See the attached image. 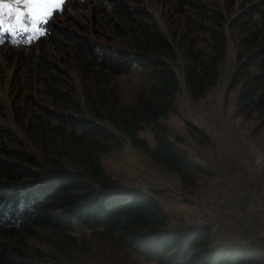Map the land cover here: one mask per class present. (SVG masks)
Segmentation results:
<instances>
[{
  "label": "trees",
  "instance_id": "16d2710c",
  "mask_svg": "<svg viewBox=\"0 0 264 264\" xmlns=\"http://www.w3.org/2000/svg\"><path fill=\"white\" fill-rule=\"evenodd\" d=\"M220 8L213 0H171L166 7L176 16L183 82L193 99L202 97L217 81L218 67L225 52V13L235 34V64L229 87H238L235 112L255 114L264 128V9L262 0H225ZM121 25L115 33L128 36L134 54L93 43L75 34H66L59 50L72 52L79 61L80 75L91 83V114L96 120L63 113L39 105L40 114H31L26 123L16 110L15 122L28 138H37L44 163L31 152L10 149L14 134L0 127V264H37L27 260V241L37 239L39 230L59 233L71 242L73 226L100 229L120 247L156 264H257L259 257L239 248L213 247L209 228L170 224L153 194L121 188L100 164V155L120 146L115 134L102 121L129 138L138 149L163 170L174 173L182 185H191L199 167L180 148L178 140L167 137L158 120L173 109L177 78L168 61L174 49L143 10L120 4ZM236 9L233 13V10ZM31 62L46 88L47 97L60 96L57 67L48 62L45 41L39 40ZM49 58V57H48ZM72 58V57H70ZM136 66L147 80L136 88L134 100L119 101L111 82L127 75ZM88 101V99H87ZM21 120V121H20ZM151 127L154 146L136 136ZM199 141L204 135L190 127ZM57 139V140H56ZM264 154V136L262 137ZM58 141V142H57ZM54 150V151H53ZM47 155H53L48 159ZM58 157V158H57ZM59 157L75 169L63 167ZM61 239V238H60ZM61 239V240H62ZM40 257L39 251H33Z\"/></svg>",
  "mask_w": 264,
  "mask_h": 264
},
{
  "label": "rangeland",
  "instance_id": "374dc122",
  "mask_svg": "<svg viewBox=\"0 0 264 264\" xmlns=\"http://www.w3.org/2000/svg\"><path fill=\"white\" fill-rule=\"evenodd\" d=\"M213 1L220 8L225 5V0ZM240 1L243 0H235L234 7ZM170 3L171 0H65L62 10L41 26L44 35H38L34 41L27 42L22 35L0 36V127L9 129L15 138L13 143L7 142V147L31 152L44 163L43 156L46 155L40 148L39 140L27 137L15 122L13 110L18 112L23 124L32 113L40 114L39 105L96 121L89 104L93 95L91 83L81 77L79 61L73 60L75 56L72 52L68 56L64 55L65 50H59L61 44L56 40L63 43L65 40L62 38L66 34H75L101 46L134 54L129 37L115 33L114 27L122 23L118 15L120 4L143 10L152 17L176 55L173 61H168L178 81L173 109L167 116L160 118L158 124L164 125L168 139L178 140L180 148L206 172L197 174L191 185H182L174 173L155 165L144 151L133 146L128 137L106 121L101 124L115 134L120 146L101 154L100 164L119 187L153 194L170 224L206 226L213 247L239 248L264 260L259 255L262 250L257 244L239 241L223 243L220 236L211 230L213 225H206V220H203L202 225L194 223L198 206L204 204V197L220 196L232 191L237 185H244L238 175L243 164L241 176L250 173L257 194L264 198V154L261 149L264 128L257 126L255 114L246 117L235 112L238 87L230 88L229 81L235 64L236 36L227 24L229 14L224 12L225 52L218 67L217 81L202 97L193 99L183 82V61L176 31L180 27L177 28L176 21H173L177 20L176 16L166 10ZM39 40L45 41L42 50L48 62L54 63L59 71V86L56 88L60 96L55 98L47 97L39 73L30 69L34 56L40 53L36 44ZM147 79L146 73L134 66L127 75L116 77L111 85L119 101L129 105L134 100L136 88ZM191 126L205 136L202 142L190 129ZM136 136L143 139L148 147L154 146L150 126L138 131ZM47 156L49 160L55 157ZM59 160L63 167L78 169L67 164L62 157ZM234 205L233 201L228 206L233 209ZM68 234L71 242L63 241L59 233L40 229L37 239L27 241L26 253L32 257L27 260L37 264H156L118 246L100 229L91 230L74 225ZM33 251H39L41 256L35 257Z\"/></svg>",
  "mask_w": 264,
  "mask_h": 264
},
{
  "label": "built area",
  "instance_id": "2783aa9c",
  "mask_svg": "<svg viewBox=\"0 0 264 264\" xmlns=\"http://www.w3.org/2000/svg\"><path fill=\"white\" fill-rule=\"evenodd\" d=\"M241 169L238 175L244 185H237L232 191H226L220 196L204 197V204L198 206L194 223L196 225L206 220L207 225L217 224L223 243L237 240L264 248V225H261L264 204H258V198L254 195L251 174L241 176ZM233 201L235 205L231 209L228 205Z\"/></svg>",
  "mask_w": 264,
  "mask_h": 264
},
{
  "label": "snow or ice",
  "instance_id": "6c2138e0",
  "mask_svg": "<svg viewBox=\"0 0 264 264\" xmlns=\"http://www.w3.org/2000/svg\"><path fill=\"white\" fill-rule=\"evenodd\" d=\"M65 0H0V36L22 35L27 42L44 35L41 26L62 10Z\"/></svg>",
  "mask_w": 264,
  "mask_h": 264
},
{
  "label": "bare ground",
  "instance_id": "6f19581e",
  "mask_svg": "<svg viewBox=\"0 0 264 264\" xmlns=\"http://www.w3.org/2000/svg\"><path fill=\"white\" fill-rule=\"evenodd\" d=\"M243 170V169H242ZM251 180H252V177H251ZM251 187H252V189L254 190V195L258 198V204H264V198L263 197H261V196H259L258 194H257V192H256V190H255V186H254V184H253V182L251 181ZM196 225H202L201 223H197ZM207 225V224H206ZM211 225H213L212 226V231H213V233H215V235H219V231H218V229H217V224H210V225H207L208 227H210ZM261 225H264V218H261ZM229 241H237V240H228L227 242H229ZM223 242V241H222ZM226 242V243H227ZM240 242V241H239ZM241 243H243V242H241ZM244 244H250V243H244ZM262 251L261 252H259V255H261V256H263L264 257V248H260Z\"/></svg>",
  "mask_w": 264,
  "mask_h": 264
}]
</instances>
